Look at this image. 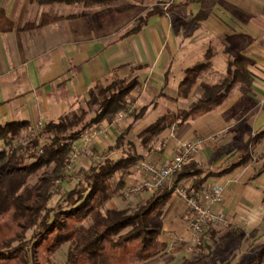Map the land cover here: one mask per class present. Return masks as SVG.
I'll use <instances>...</instances> for the list:
<instances>
[{"label": "crops", "instance_id": "crops-1", "mask_svg": "<svg viewBox=\"0 0 264 264\" xmlns=\"http://www.w3.org/2000/svg\"><path fill=\"white\" fill-rule=\"evenodd\" d=\"M130 1L133 5L130 7L128 3L124 8L119 1L109 5H82L78 13L65 15L41 9V6L60 2L17 0L2 7L13 27L0 32V123L25 120L32 126L37 121H57L77 99L87 96L89 89L101 88L113 79L134 78L137 86L146 90L150 100L142 105L147 107L145 114L149 108L157 106L156 99L161 96L172 101L189 100L194 85L200 88L201 82H220L226 75L228 60L240 54L246 59L249 83L236 87L211 110L181 124L167 119L156 134L164 141L157 150L152 145L143 152L142 140L139 144L132 137H138L162 114L147 121L142 119L143 114L131 127L125 141L131 142L130 152L139 160L161 163L184 141L218 135L204 140L191 157L205 171H218L237 162L248 153L242 150L246 141L264 146V135L251 141L254 134L264 131V0H153L154 3L148 4L141 0ZM156 3L164 5L162 9L167 7L166 11L150 16L137 32L125 34L137 23L138 17ZM130 8L140 12L131 15ZM196 66L199 68L188 95L179 97V81L188 69ZM100 124L103 132L92 140L93 155L83 154L78 160L82 171L93 164L98 155L122 146L107 149L122 131L118 133L115 129L119 124L106 119ZM237 124L244 127L240 140L244 147L234 145L238 137ZM225 145L229 147L217 153ZM262 165L264 163L255 166L250 154L244 163L229 172L204 180L203 184L216 182L223 186L221 202L211 207L213 212L224 215L223 222H216L210 228L215 240L224 234L237 233L229 239L231 241L264 224ZM143 177L130 166L118 177L124 181L123 188L105 202V207L119 209L142 204L152 194V189L131 195L125 191L141 183ZM190 181L188 177L177 184H184L187 190ZM158 223L159 240L164 249L150 259H160L163 253L173 256L172 261L187 256L180 247L174 252L167 251L172 235L190 237L186 207L179 197L170 194Z\"/></svg>", "mask_w": 264, "mask_h": 264}, {"label": "trees", "instance_id": "trees-1", "mask_svg": "<svg viewBox=\"0 0 264 264\" xmlns=\"http://www.w3.org/2000/svg\"><path fill=\"white\" fill-rule=\"evenodd\" d=\"M38 3H52L72 0H30ZM83 6L109 5L118 0H74ZM159 3L147 9L138 17L137 23L125 34L137 32L146 20L165 12ZM13 22L3 8H0V32L11 30ZM246 59L236 54L228 60L225 77L218 83H200L204 96L190 104L188 108L178 109V123L194 118L219 105L237 81L250 82V74L245 68ZM199 66L187 70L179 81L177 95L186 97L195 80ZM131 79H113L96 92L89 89L87 104L96 105L93 122L111 120L113 114L125 108L127 96L137 86ZM142 106L134 112L131 120L107 149L114 150L125 141L131 127L146 111ZM159 117L141 132L144 138L158 133L166 124ZM69 125V124H68ZM65 123L47 122L43 128L65 129ZM25 120H12L0 123V141L8 142L10 137L18 136L27 129ZM84 125L82 128H85ZM80 131V130H79ZM79 131H72L64 140L53 137L41 145L39 135L28 138L25 144L19 142L0 149V264H54L50 255L62 244L68 243L64 264H142L164 249L159 240L161 232L158 223L170 197L172 186L178 181L191 177L187 188L189 193L196 192L208 176H218L244 163L250 154L246 153L228 168L218 171H205L196 162L189 159L172 175V184L166 183L153 189L152 194L137 208H106L105 202L115 196L124 186L122 178L113 179L116 172L125 173L138 156L127 153L117 159L107 156L102 161L90 164L82 173V180L65 193V207H53L48 204L49 185L64 175L70 140L78 137ZM39 134V133H38ZM264 131L254 134L251 141H257ZM145 139V140H146ZM229 145L219 149L221 153ZM41 154H37L38 149ZM30 160V161H29ZM53 163L49 173H43L35 183H28L29 176L42 166ZM264 169V165H262ZM261 169V170H262ZM153 219L156 222H153ZM30 235L27 236V232ZM257 232L254 228L249 235ZM236 239L225 247H206L207 255L184 256L178 264H222L216 256H224L233 251ZM264 263V245L253 255L243 256L235 264Z\"/></svg>", "mask_w": 264, "mask_h": 264}, {"label": "rangeland", "instance_id": "rangeland-1", "mask_svg": "<svg viewBox=\"0 0 264 264\" xmlns=\"http://www.w3.org/2000/svg\"><path fill=\"white\" fill-rule=\"evenodd\" d=\"M10 1H17V0H0V7H4L8 2ZM25 1V0H23ZM120 4V7L124 8L126 7V4L129 3V6L131 7L133 5V2L130 0H118ZM137 2L138 0H134ZM139 2V1H138ZM148 4V3H154L153 0H141V3ZM161 6H164L161 4ZM41 9L44 12L56 14L57 12H60L62 14H70V13H78L82 9V4L77 1H63L60 3H52L49 6H41ZM58 11H57V10ZM133 8L128 9L129 13L132 15ZM140 12L138 9L134 13ZM171 16V15H170ZM175 14L173 15V17ZM129 26V25H127ZM126 26V27H127ZM124 27V26H122ZM182 71L180 72V76H182ZM197 82V81H196ZM246 85L244 82L237 81L233 84L231 90L226 94L225 98L230 95V93L236 88L240 86ZM105 86V85H104ZM103 86V87H104ZM102 88V87H101ZM91 89L93 91H97L98 87L94 86ZM156 90H153L152 93L156 94ZM146 90L142 89L140 85L136 86L133 90L130 91V93L125 96L126 106L123 109H120L118 111L126 112V117L123 118L119 123H116L115 125L119 124L115 129L118 131V133L123 129V127L131 120L132 115L134 112H137L140 107L149 102L150 98L145 94ZM204 96V93L202 89L198 87V85H194L191 92V98L189 100H169V99H163L162 96L157 98V106L153 109L149 108L147 112L144 114V118L147 120H153L158 115L162 114L164 117V121L166 122L169 119H174V123H178V119L175 117L178 109L188 108L190 104L196 102L198 99L202 98ZM89 98V95L87 93V96H83L80 99H77L74 106L68 110L65 114H63L57 121H51V122H62L68 125L65 127V129H50L44 130L43 126L46 124L45 122L37 121L34 123V125L29 126L27 129H22L18 136L10 137L8 139V142H2L0 141V149H7L8 147L14 145L15 143L19 142L23 139H28L30 137H33L34 135H39V142L41 145L46 144L52 140L53 137L58 138V140H64V138L68 137V135L72 131H79V135H81L86 129L91 128H100L99 125L100 122H93V118L95 116L96 111L98 110L96 105H89L87 104V100ZM116 111L111 120H107L109 123H111L112 119L114 118V115L118 112ZM168 119V120H167ZM182 123V122H181ZM180 123V124H181ZM84 125H86L85 128H82ZM176 126V125H174ZM236 133H238V137L236 138L235 146L237 147H244V143L240 142L242 139L244 133V127L240 126L239 124L236 125ZM39 133V134H38ZM107 133V131H106ZM117 133V134H118ZM157 134V133H156ZM156 134H153L151 136H148V138H144V135H137L132 137V139L136 138V143H139V140H142L141 149L143 152H146L150 146L154 145V149L157 150L158 148H161L164 145V141L162 139H159ZM78 135V136H79ZM98 136V135H97ZM223 138V137H222ZM146 139V140H145ZM72 141V140H70ZM131 143L129 140L124 141L121 147L116 149L115 151H106L105 154L98 155V158H96L93 162L97 163L98 161H102L105 156L111 158V159H117L121 156H124L127 153H131ZM140 144V143H139ZM246 141L245 147L242 149L243 152H248L251 154L252 160L254 159L255 166H260L262 163H264V146H258L256 144H248ZM145 154L143 153V156ZM192 159V158H191ZM139 160V159H138ZM30 161V160H29ZM54 164L50 163L48 165L42 166L40 169L34 171L28 178V183L32 184L35 183L38 180V177L42 175L43 173H49L53 169ZM65 169V168H64ZM82 170L80 166H78V163L74 166L73 169H69L67 171L64 170V175L61 179L56 180L53 184L49 185L48 187V193L50 194V199L48 204L53 207H65V193L67 190L72 188V186L77 182L82 180ZM121 172H116L113 176L114 180H117L119 175H121ZM80 175V176H79ZM80 179V180H79ZM172 177L170 179V182H172ZM178 186L185 188L186 186L184 184H177ZM139 205H133L129 206L126 209L129 211L134 210ZM153 222H156L155 219H153ZM257 232L253 235H245L241 237H236L233 239H236L235 247L232 252L224 255V256H216V260L222 264H235L238 262L240 258L243 256H249L256 253L259 248L264 245V224H262L261 227L256 228ZM30 235V231L27 232V236ZM208 235V236H207ZM214 232H210V229L201 237V240L196 246V250L194 254H197L200 252L201 254L207 255L206 247H217V248H223L225 247L233 236H236L237 233H228L227 235L224 234L221 237H219L217 240L214 239ZM68 249V243H64L60 245L51 255L50 260L54 264H64L65 258H66V252ZM188 255V254H187ZM161 258L158 259H149L142 264H178L184 256L181 258V256L176 257L175 260L172 261L174 258L173 256H170L169 254H161ZM264 264V263H262Z\"/></svg>", "mask_w": 264, "mask_h": 264}, {"label": "built area", "instance_id": "built-area-1", "mask_svg": "<svg viewBox=\"0 0 264 264\" xmlns=\"http://www.w3.org/2000/svg\"><path fill=\"white\" fill-rule=\"evenodd\" d=\"M126 112L118 111L112 123H119L126 117ZM103 132L102 128L86 129L77 138L70 141V149L67 154L65 171L73 169L78 163L81 155H93L92 140L95 136ZM218 135L208 138L195 137L182 142L169 158L161 163H156L148 159H141L134 162L131 166L135 171L141 172L144 177L141 183L132 185L126 189V194H136L142 189H156L161 184H172L170 179L175 171L179 170L197 152L198 147L206 139H214ZM28 139L20 140L19 143L25 144ZM42 149H38L37 154H41ZM80 176V175H79ZM80 180V179H79ZM171 193L179 197L185 204L190 237L184 238L172 235L167 243V251L174 252L180 247L185 254L192 255L201 237L216 222H223L222 212H213L212 205L220 203L222 200L223 186L219 183L202 184L196 192L189 193L185 188L171 185Z\"/></svg>", "mask_w": 264, "mask_h": 264}]
</instances>
